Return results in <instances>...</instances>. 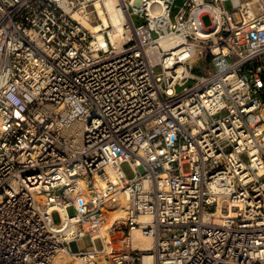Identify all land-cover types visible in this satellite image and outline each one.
<instances>
[{"label": "built area", "instance_id": "2783aa9c", "mask_svg": "<svg viewBox=\"0 0 264 264\" xmlns=\"http://www.w3.org/2000/svg\"><path fill=\"white\" fill-rule=\"evenodd\" d=\"M176 1L0 0V264H264V0Z\"/></svg>", "mask_w": 264, "mask_h": 264}, {"label": "rangeland", "instance_id": "374dc122", "mask_svg": "<svg viewBox=\"0 0 264 264\" xmlns=\"http://www.w3.org/2000/svg\"><path fill=\"white\" fill-rule=\"evenodd\" d=\"M243 1H246V0H228V1L225 2V5H226V7L228 9H234V8H237L241 4V2H243ZM183 2H184V0H177L176 1L175 5L173 7V11H172L173 17L177 13V11L180 9V7H181ZM203 19H204V22H205L206 25H210L211 24V20H210V18L207 15L204 16ZM135 20H136V23L140 22L137 18H135ZM202 66H209V63H208L207 59L202 58L200 61H198L196 63V65H195L194 72L200 73ZM191 83H193V80H190L185 85H191ZM185 85H182V84L177 85V87H176L177 91L178 92L181 91ZM123 167H124L126 172H128V173L131 172L128 164L125 163L123 165ZM182 167H183L184 171L190 170V166H189L188 163H184ZM68 213L70 215H74L76 213L75 208L73 206H70L68 208ZM52 218H53V220L55 222H60L61 221V216H60V213L58 211H54L52 213ZM91 246H92V241H91V238H90L89 235H87L83 239L79 240L80 249H89V248H91ZM68 255L71 258L70 263H74V261H75V262H79V263L85 264L81 258H79V257L77 258L73 254H68Z\"/></svg>", "mask_w": 264, "mask_h": 264}, {"label": "bare ground", "instance_id": "6f19581e", "mask_svg": "<svg viewBox=\"0 0 264 264\" xmlns=\"http://www.w3.org/2000/svg\"><path fill=\"white\" fill-rule=\"evenodd\" d=\"M111 1H108V3H110ZM177 41H179V39H175ZM134 234H135V242L137 245H141L144 248H150L152 245V238L151 237H145L143 236L137 229L134 230ZM68 254H72V253H62L59 254L56 259L54 260L53 264H82L79 262H75L74 263H70L71 258L69 257ZM78 258V257H77Z\"/></svg>", "mask_w": 264, "mask_h": 264}]
</instances>
